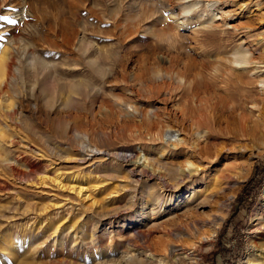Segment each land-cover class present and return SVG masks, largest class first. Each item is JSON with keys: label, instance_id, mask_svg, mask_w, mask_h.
<instances>
[{"label": "rangeland", "instance_id": "obj_1", "mask_svg": "<svg viewBox=\"0 0 264 264\" xmlns=\"http://www.w3.org/2000/svg\"><path fill=\"white\" fill-rule=\"evenodd\" d=\"M182 2L0 0V86L5 89L0 98V264H124L121 252L131 229H152L183 213L178 206L183 198L167 204L162 214L149 212L157 208L147 203L157 182L146 184L136 175L141 170L153 173L149 162L161 150L148 146L145 131L133 125L149 109L148 101L150 111L163 108L167 90L181 85L177 78L188 84L199 55L206 61L216 56L207 31H214L217 41L225 36L237 41L242 36L234 39L232 27L248 20L258 24L264 18V0L249 5L250 0H235L225 8L233 18L216 19L212 29L201 25L208 13L201 19L194 12L181 14ZM244 3L247 9L240 7ZM181 22L185 26H176ZM154 72L157 82H171L170 76L175 82L149 100L147 93L125 91L123 82L134 85L135 78H153ZM174 103L167 101L166 109H181ZM108 105L112 116L105 114ZM162 127L164 141L183 137L176 127ZM91 132L103 141H94ZM258 147H248L244 159L222 160L226 167L245 162L249 169L234 188H224L228 206L198 264L246 260L254 210L264 190V151ZM118 150L124 161L116 158ZM212 174L192 189L202 190ZM77 186L87 191L78 193ZM214 201L212 197L208 205L196 208L199 220L218 215ZM155 230L151 238L160 236Z\"/></svg>", "mask_w": 264, "mask_h": 264}, {"label": "bare ground", "instance_id": "obj_2", "mask_svg": "<svg viewBox=\"0 0 264 264\" xmlns=\"http://www.w3.org/2000/svg\"><path fill=\"white\" fill-rule=\"evenodd\" d=\"M181 1H183L179 6L181 14L194 12L197 18L201 19L203 13H208L205 21L201 23L206 29H212V23L216 19L233 18L231 9L225 11V8L233 7L235 0H189V3ZM249 4H252V0ZM248 5L244 3L240 7L247 9ZM197 8H202L203 12L199 13ZM248 21L249 23L245 25L232 27L234 39L239 34L242 36L237 41L225 36L220 42L216 40L217 35L214 31H207L206 34L211 37V53H215L216 56L206 61L197 54L201 58L193 63L194 73L188 84L186 78L183 83L180 82L183 79L177 78V83L182 86L167 90V99L160 102L163 105L161 111L160 109L150 111L152 101L145 100L149 107L148 110L145 109L147 112L143 114L138 124L131 120L135 124L133 128L139 132L144 130L145 135L149 137L148 146L157 145L161 150L159 158L149 162L153 173L141 170L136 175L146 184L157 182V189L150 192V201H147L157 208H151L149 212L154 213L158 210L162 214L167 204L183 198L178 204L182 206L183 213L174 214L175 217L152 225V229L151 226L147 230L131 229L130 239L123 245L121 252L123 255L121 262L124 264H198L201 252L211 245L221 224V213L228 206L229 198L223 195L224 188L232 187L248 168L245 162L237 161L226 167L222 160L243 158L248 147L259 146L261 152L264 151V18H260L256 25L250 24L254 23L253 21ZM223 25H226L224 21ZM176 26H185V23L181 22ZM243 41L247 43L244 44ZM88 65L95 66L99 72L101 71L95 62H89ZM43 68L48 69L46 66ZM152 75L153 78L149 76L150 79L147 77L136 79L135 76L134 85L129 82L130 86H136L135 91L128 87V83L123 82L125 91L130 94L136 91L147 93L149 100L158 97V94L162 93L161 88H168L167 86L175 82L171 76L169 77L171 82H157L156 72ZM4 90L0 86V98L5 94ZM169 100L181 105V109H166ZM185 102L188 106L183 105ZM111 107L108 105V109L106 108L107 116L113 115ZM133 108L138 112L137 107ZM91 120L93 121V118ZM119 124L118 122L115 126L121 135L122 124ZM162 126L172 129L176 127L183 137L176 139L174 136H167V140L164 141ZM152 127H155L154 130H151ZM91 136L94 141H103V136L96 132H91ZM140 137L136 140L143 141ZM122 153V150H118L115 155L124 161ZM222 164L224 167L218 169ZM213 167L216 170L210 171ZM156 170L157 176L154 174ZM198 171L200 173L197 175ZM211 172L213 174L202 190L192 189L198 182L206 180ZM77 187L78 193L81 190L87 191L86 188L82 189V186ZM212 197L215 200L212 207L218 215H213L207 222L199 220L200 212H197L196 208L208 205ZM221 197L223 199L219 200ZM254 216L255 225L247 239L246 260L239 264H264V190L261 202L254 210ZM205 223L207 226L202 229ZM153 229L160 232L159 237L149 236ZM256 239L263 243L256 244L254 242Z\"/></svg>", "mask_w": 264, "mask_h": 264}]
</instances>
